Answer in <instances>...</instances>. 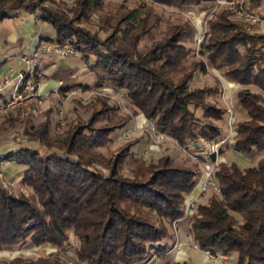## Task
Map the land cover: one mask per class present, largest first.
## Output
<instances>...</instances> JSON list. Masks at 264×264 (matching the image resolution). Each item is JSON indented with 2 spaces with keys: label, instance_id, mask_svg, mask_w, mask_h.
Returning a JSON list of instances; mask_svg holds the SVG:
<instances>
[{
  "label": "trees",
  "instance_id": "1",
  "mask_svg": "<svg viewBox=\"0 0 264 264\" xmlns=\"http://www.w3.org/2000/svg\"><path fill=\"white\" fill-rule=\"evenodd\" d=\"M43 1L50 0H0V20L21 11L32 12ZM101 1L76 0L77 7L71 10L78 16L99 8ZM150 1L179 7L199 5L202 0ZM259 2L251 0L249 9L257 13L254 6ZM230 16L229 11H222L208 21L207 39L202 43L205 49L200 51H205L207 63L191 59L193 51L185 45L194 31L190 25L173 27L160 43L162 39L154 35L159 32L160 15L142 0L132 7H113L104 21L111 17L114 44L91 51V60L87 49L79 47L84 35L73 20L48 9L41 18L52 25L54 41L68 43L78 51L96 82L106 81L124 89L133 107L131 113L139 111L154 120L179 144L197 136L218 139L221 129L204 119L227 116L225 108L206 99L221 94L220 83L212 88L187 89L195 73H204L208 67L223 68L224 76L243 86L236 92V99L247 119L236 121L232 148L260 156L254 165L243 168L234 162L219 164L215 178L221 192L207 203L198 204L189 218V232L202 249L217 247L236 252V264H264V35L245 32ZM74 36L80 41H72ZM93 36L84 39L83 44L90 46ZM142 36L151 38L149 49H136L137 39ZM258 61L261 63L256 67ZM197 110L201 111L200 117ZM103 113L105 110L93 109L88 122L99 120ZM103 119L107 125L91 127L90 134L84 133L81 125H74L61 141L55 139L59 144L54 147L62 152L51 150L41 155L34 148L22 146L0 155V163L17 165L19 183L30 190L27 195L11 193L0 185V248L20 247L27 242L62 245L67 230L72 229L78 241L76 257L83 264H137L147 260L152 249L160 255L171 249L168 225L183 216L185 202L201 170L196 163L180 166L167 155L157 164H145L128 153H116L113 160L101 158L96 148L103 146L111 129L123 125L128 116L105 113ZM199 126L209 130L210 135L204 130L197 132ZM47 132V122L36 129L48 146ZM126 157L131 177L119 173ZM96 164L107 167V174L97 170ZM0 264L60 263L55 259L17 257Z\"/></svg>",
  "mask_w": 264,
  "mask_h": 264
},
{
  "label": "rangeland",
  "instance_id": "2",
  "mask_svg": "<svg viewBox=\"0 0 264 264\" xmlns=\"http://www.w3.org/2000/svg\"><path fill=\"white\" fill-rule=\"evenodd\" d=\"M145 1L149 7L153 8L160 15V22H158L159 32L155 33L156 39L160 43L166 39V36L171 33L173 27L179 26L184 27L185 25H190L193 27L194 31L189 40H185V45L192 49L193 58L196 60H203L207 63L205 59V51L203 54H200L202 48V43L207 39V29L208 21L214 19V14L225 11L219 7H215L212 0H202L199 5H181L179 7H174L170 5H163L156 2H151L150 0ZM138 0H102L101 6L99 8L89 9L82 13L81 15L75 16L74 11L77 7L76 0H50L43 1L36 4L34 10L30 13L34 15L37 27L36 30L43 32V34L54 36V29L52 25L42 20V15L45 13V9L57 12L62 15L66 20H73V24L80 29V33L84 36L81 41H87L89 37L95 35V40L90 41V46L93 47L90 49L89 44L80 43V49H87V53L90 56V60L94 59L92 52H95V49L103 50L106 47L113 46L114 39L112 28L113 22L111 17L106 22L104 18L111 15L113 7L116 5L122 4L126 7H132L137 4ZM109 13V14H108ZM231 20L238 22L237 18L231 14ZM18 23L17 18H2L0 20V33H4L14 30L16 24ZM239 23V22H238ZM14 25V26H13ZM201 29V41L197 43V37L199 35L198 30ZM79 33V34H80ZM111 33V39L109 36ZM79 36V35H78ZM74 36L72 41L76 42L80 38ZM85 39V40H84ZM118 43L117 40H115ZM1 43V42H0ZM152 44V40L149 36H142L140 39H137L136 49H149ZM25 46V45H22ZM84 46V47H83ZM0 49H3L0 46ZM78 54V51H77ZM79 55V54H78ZM1 56V54H0ZM260 61L257 62L256 67L260 66ZM207 65V64H206ZM100 69L98 72L100 73ZM223 68L218 69L214 67H208L206 72H197L195 73L193 79L188 83V90L193 88L205 87L212 88L216 86V83L221 82V77L223 76ZM41 73V71H40ZM43 74H41L38 79H42ZM94 79L95 75L93 73ZM13 77V76H12ZM229 78V77H228ZM79 80H83L80 78ZM229 80L234 81L229 78ZM106 81L91 83L87 85V88L79 89L75 87H70L69 90L60 91L56 89V92L48 93L44 97L41 103L31 104L24 107H19L13 111H10V115L7 113L0 117V153L4 151L7 152L11 148L18 149L19 147H30L36 149L41 155H45L51 150H56L57 152H62L61 149H57L54 146H57L59 143L54 142L55 139L61 141L65 136V132L72 128L74 125H81L82 131L84 133H92V128L96 126L107 125L103 119L104 114L111 115L114 113L117 117L124 118L128 116V120L118 127L112 128L108 134V141L105 142L103 146L96 148L98 155L103 159L113 160L116 156V153L124 155V153L131 154L132 157L141 159L145 164H157L159 159L163 156H169L172 160H175L180 166H193V163L197 164V167L200 169V161L195 156V153L198 154L200 149L202 151L210 149L212 140H215V136H209V130L204 127H198L197 132L204 130L207 132L209 137L197 136L195 138H187L182 143H178L171 135V133L164 131L161 127L157 126L154 120L148 119L141 112L137 111L132 114L131 109L133 108L129 100L126 98V91L121 88H115ZM236 81L232 82L231 86H228V90L224 92V87L222 84L221 94L217 96H207L206 99L210 102H215L216 105H219L226 109L229 105L231 107V115L233 120V130L230 132V127L228 125V118L224 115L220 120H214L210 118L204 119L207 123H212L217 125L221 129V135L218 138H221L225 135L230 139L228 144H224L220 150V160L218 162L219 169L220 163L230 164L234 162L239 167H248L256 163L260 154L254 153L253 155H248L245 153L238 152L232 148L233 136L235 133V123L236 121H243L247 119L245 110H243L238 104L236 99V92L243 88L242 85H234ZM238 83V82H237ZM250 89L256 90L255 86L250 85ZM228 95L230 97L225 98L224 96ZM264 105V102H263ZM100 108L105 110V113L99 115L97 119L92 123L88 122V117L93 109ZM19 110V111H16ZM197 116H201V111H196ZM140 118L142 122L139 123L136 120ZM15 119V121H12ZM47 122V141L49 145H44V140L38 136L36 129L39 124ZM92 127V128H91ZM197 141V147L193 143ZM4 152V153H5ZM3 153V154H4ZM128 157L124 159L121 163L119 173L126 177H131L132 174L128 171L127 168ZM2 163V162H1ZM0 163V185L5 188L8 192L17 193L21 192L24 195L29 194V188L23 186L19 183V175H13L12 178L7 176L4 172L5 164ZM94 167L101 171L103 174H107L108 168L102 164H96ZM215 171V172H216ZM17 173V172H16ZM199 182V181H198ZM198 182L196 185H198ZM215 183L218 185V182L215 178ZM201 185V181L199 186ZM198 186V187H199ZM219 186V185H218ZM213 193V194H212ZM215 194V195H214ZM219 196V192L214 191L212 188H208L204 196L201 198L200 203H207L210 197ZM238 221L241 217L238 214H235ZM189 218H177L172 220L168 225V235L167 241L172 242L171 249L163 255L157 253L156 250L152 249L148 252V258L145 261H148L149 264H175L172 262L174 259L173 254H170L173 250V245L175 241L178 242L177 255L179 252H187V256L190 258L186 261L191 264H217V262H212L207 258L203 251L193 247V244L196 243L192 239H188L185 242H179L176 236L175 228H178L180 224H187L189 229ZM78 246V241L73 230H67V235L62 245H56L48 242L41 244H34L31 242L25 243L20 247H10L3 246L0 248V261L8 262L14 258H30L33 261L37 259L46 258V259H55L59 261L60 264H83L82 261L78 260L76 257V249ZM206 249V248H204ZM217 250L219 252H224L217 247L210 248ZM197 253L202 256V261H199L198 255L192 256L191 253ZM190 253V254H188ZM228 255V259L223 261V264H236L237 255L234 251L224 252ZM167 257L170 260H167ZM185 257L182 255L181 258ZM140 261L137 264H140ZM193 262V263H192Z\"/></svg>",
  "mask_w": 264,
  "mask_h": 264
},
{
  "label": "built area",
  "instance_id": "3",
  "mask_svg": "<svg viewBox=\"0 0 264 264\" xmlns=\"http://www.w3.org/2000/svg\"><path fill=\"white\" fill-rule=\"evenodd\" d=\"M215 7H219L225 11H229L234 15L238 22L242 25L245 32L249 34L257 33L258 28L264 23V17L258 13L252 12L249 7L251 0H212ZM199 35L197 37V43L201 41V29L198 30ZM53 53L59 58L76 55L77 50L68 43H58L56 41L43 40L40 41L38 47L29 54L21 55V60L26 65L24 70H19L13 77L9 72L2 75L0 79V117L13 111L19 107L28 106L31 104L41 103L42 99L47 96L48 93H40L38 91L39 79L38 77L42 74L37 69V56L39 53ZM61 84V81L58 82ZM234 85H239L235 82ZM55 89L53 92H56ZM4 96H1L2 94ZM224 96V94H223ZM225 98L230 96L225 95ZM228 125L230 132L233 130V120L231 115V107H226ZM232 133V132H231ZM229 138L227 135L212 140L210 149L202 151L195 156L200 161L201 170V185L198 191L187 198L184 207V214L182 218H186L195 212L196 207L200 203L201 198L204 196L208 188H212L214 191L221 192L220 187L215 183V171L218 167L220 158V150L224 144H228ZM197 141L193 143L197 147ZM178 247V242L175 241L173 249ZM193 247L203 251L204 255L218 262H223L228 259V255L224 252H219L214 249L200 248L196 243ZM140 264H149L148 261L141 262Z\"/></svg>",
  "mask_w": 264,
  "mask_h": 264
},
{
  "label": "crops",
  "instance_id": "4",
  "mask_svg": "<svg viewBox=\"0 0 264 264\" xmlns=\"http://www.w3.org/2000/svg\"><path fill=\"white\" fill-rule=\"evenodd\" d=\"M254 8L259 15L264 17V0H260ZM6 18H17L18 23L14 30L11 29L10 31L0 33V46L3 48L0 49V79L2 75L7 72H9L12 77L17 71L24 70L26 65L21 60V55L33 52L38 47L40 41L54 40V36L51 38L50 36L43 34V32L36 30V17L30 12L21 11L17 16ZM257 34L264 35V23L259 26ZM36 64L37 69L43 74L38 86V91L40 93H53L55 89L67 92L70 87L80 88L79 85H89L95 81L92 71L78 54L59 58L50 52L39 53ZM80 78L83 80H79ZM221 78V83L223 84L225 92L228 90V86H231V83L234 81L229 80V78L224 75ZM59 81H61V84L58 83ZM62 86H67V88L61 89ZM4 95L5 94L3 93L1 96ZM136 121L141 123L142 119L138 118ZM10 150L14 149L11 148ZM3 153H0V155ZM1 164H5L2 165L4 166V172H6L7 176H10V178H12L13 175L20 174V169L14 162H2ZM198 181V185H195L192 192L188 195V198L198 191L201 179L199 178ZM175 231L179 242H185L188 241V239L193 240L187 224H180L178 228H175ZM178 247L173 249L170 253H174V260L172 262H187L186 260L190 259L186 254L187 252L181 251L177 255ZM182 255H185V257L181 258ZM191 255L196 256L198 254L192 252ZM202 256L203 255L200 253L197 259L202 261ZM169 258L171 257H167V260H170ZM212 262H217V264L224 263L218 261Z\"/></svg>",
  "mask_w": 264,
  "mask_h": 264
}]
</instances>
